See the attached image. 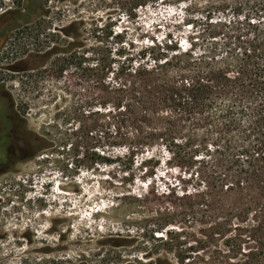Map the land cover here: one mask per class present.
I'll list each match as a JSON object with an SVG mask.
<instances>
[{"label": "trees", "instance_id": "16d2710c", "mask_svg": "<svg viewBox=\"0 0 264 264\" xmlns=\"http://www.w3.org/2000/svg\"><path fill=\"white\" fill-rule=\"evenodd\" d=\"M25 3L0 0V50L36 16L39 6ZM118 4L126 12L174 7L190 34L184 47L168 35L114 53L109 35L87 45L78 33L56 32V84L70 82L64 93L74 97L56 112V162L70 181L86 174L107 192L105 210L120 215L123 229L103 244L166 264L161 255L187 241L237 243L245 235L264 243V0ZM38 23L23 34L43 37ZM23 38L12 47L25 49ZM35 138L36 151L52 146ZM172 171L174 181L165 177ZM246 257L226 264H256L264 251Z\"/></svg>", "mask_w": 264, "mask_h": 264}, {"label": "rangeland", "instance_id": "374dc122", "mask_svg": "<svg viewBox=\"0 0 264 264\" xmlns=\"http://www.w3.org/2000/svg\"><path fill=\"white\" fill-rule=\"evenodd\" d=\"M118 2L27 0L25 10L31 4L39 6L36 16L19 32L9 35L0 50V111H4L0 118L7 123L0 126V264L147 262L138 259L135 252L136 256L127 255L124 250H111L103 244L108 233L123 229L117 222L120 215L105 210L107 192L97 189L86 174L76 182L70 181L63 165L56 162V112L68 108L74 100L64 93L70 82L56 84V50L45 55L48 49H56L57 31L78 33L87 45L109 35L114 53L120 49L136 53L168 35L184 47L190 34L182 22L183 13L174 7L147 6L126 12ZM11 6H16L15 2ZM36 23L43 37L23 34L27 29L35 31ZM21 36L26 47L16 50L12 44ZM26 52L32 57L22 56ZM21 57L26 59L16 64ZM35 136L47 138L52 146L36 151ZM167 173L165 177L171 181L178 174ZM173 251L161 255L163 263H244L248 252H263L264 243L243 235L237 243L218 241L203 246L187 241ZM176 253L185 257L182 262ZM256 264H264V258Z\"/></svg>", "mask_w": 264, "mask_h": 264}, {"label": "flooded vegetation", "instance_id": "af4514ba", "mask_svg": "<svg viewBox=\"0 0 264 264\" xmlns=\"http://www.w3.org/2000/svg\"><path fill=\"white\" fill-rule=\"evenodd\" d=\"M55 50H56V49L53 50V51H54L53 53H55ZM26 58H29V57H26ZM26 58H22V57L19 58V60L16 61V64H17L18 62H20V60H25ZM3 112H4V111H3ZM3 112L0 111L1 115L3 114ZM1 118H2V117H1ZM1 118H0V126L3 125L2 127H6V124H7L6 121H1V120H2ZM6 118H7V116H6ZM5 129H6V128H5ZM0 131H1V129H0ZM27 155H28V154H27ZM27 155H25V157H26Z\"/></svg>", "mask_w": 264, "mask_h": 264}]
</instances>
